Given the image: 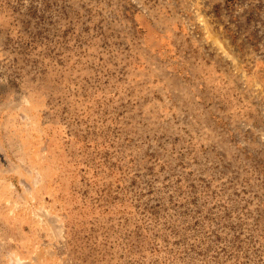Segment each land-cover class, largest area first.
I'll list each match as a JSON object with an SVG mask.
<instances>
[{
  "label": "rangeland",
  "instance_id": "rangeland-1",
  "mask_svg": "<svg viewBox=\"0 0 264 264\" xmlns=\"http://www.w3.org/2000/svg\"><path fill=\"white\" fill-rule=\"evenodd\" d=\"M0 264H264V0H0Z\"/></svg>",
  "mask_w": 264,
  "mask_h": 264
}]
</instances>
